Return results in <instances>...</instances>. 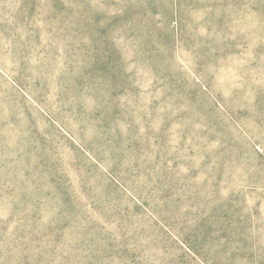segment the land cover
Masks as SVG:
<instances>
[{
    "label": "rangeland",
    "instance_id": "1",
    "mask_svg": "<svg viewBox=\"0 0 264 264\" xmlns=\"http://www.w3.org/2000/svg\"><path fill=\"white\" fill-rule=\"evenodd\" d=\"M0 264H264V0H0Z\"/></svg>",
    "mask_w": 264,
    "mask_h": 264
}]
</instances>
